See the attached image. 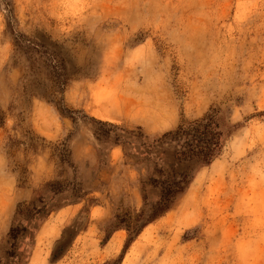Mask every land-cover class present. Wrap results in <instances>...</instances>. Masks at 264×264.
<instances>
[{"label":"rangeland","instance_id":"374dc122","mask_svg":"<svg viewBox=\"0 0 264 264\" xmlns=\"http://www.w3.org/2000/svg\"><path fill=\"white\" fill-rule=\"evenodd\" d=\"M211 109L221 155L122 264H264V0H0V251L55 181L89 195L42 224L29 264L118 260L128 234L109 225L144 208L147 169L94 120L157 138Z\"/></svg>","mask_w":264,"mask_h":264},{"label":"trees","instance_id":"16d2710c","mask_svg":"<svg viewBox=\"0 0 264 264\" xmlns=\"http://www.w3.org/2000/svg\"><path fill=\"white\" fill-rule=\"evenodd\" d=\"M219 114V110L211 109L203 118L183 121L176 129L157 138H150L141 127L125 129L113 123L94 120V137L99 143L121 147L127 162L147 169L140 181L144 208L135 218L121 219L116 216L115 222L110 223L109 228L114 232L124 229L128 239L120 258L105 264H122L131 244L147 226L173 209L194 174L218 159L227 136L226 124ZM4 123L0 116V128ZM63 161L72 167L70 160ZM77 189L75 183L63 185L51 181L41 187L31 201L19 204L0 251V264H29L35 237L42 224L55 211L76 205L89 195L85 193L80 196L84 191ZM70 190L72 194L66 198ZM89 201L92 203L94 199ZM67 235L68 229L63 234L60 246L53 252V260L65 251Z\"/></svg>","mask_w":264,"mask_h":264}]
</instances>
